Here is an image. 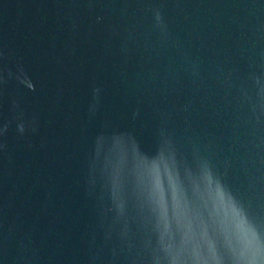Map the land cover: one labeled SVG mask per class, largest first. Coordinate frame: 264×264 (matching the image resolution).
Listing matches in <instances>:
<instances>
[{
  "label": "water",
  "instance_id": "95a60500",
  "mask_svg": "<svg viewBox=\"0 0 264 264\" xmlns=\"http://www.w3.org/2000/svg\"><path fill=\"white\" fill-rule=\"evenodd\" d=\"M0 264H264V0H0Z\"/></svg>",
  "mask_w": 264,
  "mask_h": 264
}]
</instances>
